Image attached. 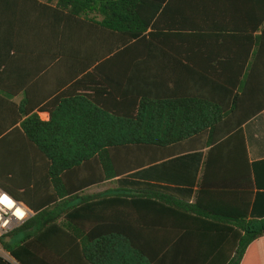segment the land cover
Listing matches in <instances>:
<instances>
[{
	"label": "trees",
	"instance_id": "1",
	"mask_svg": "<svg viewBox=\"0 0 264 264\" xmlns=\"http://www.w3.org/2000/svg\"><path fill=\"white\" fill-rule=\"evenodd\" d=\"M149 2L0 0L3 77L10 66L32 68L35 82L38 73L64 74L43 92L0 82V187L34 213L0 238L17 264H241L264 236V219L249 220L242 129L264 107L232 93L219 106L201 93L139 91L138 53L154 45L145 35L153 13L138 8ZM114 179L115 188L86 193ZM161 183L188 186V196L196 186L194 203ZM165 213H175L171 224L158 217ZM155 228L179 233L175 243L157 246Z\"/></svg>",
	"mask_w": 264,
	"mask_h": 264
},
{
	"label": "crops",
	"instance_id": "2",
	"mask_svg": "<svg viewBox=\"0 0 264 264\" xmlns=\"http://www.w3.org/2000/svg\"><path fill=\"white\" fill-rule=\"evenodd\" d=\"M157 2L140 4L138 8L148 17L153 13L145 35L152 34V37H146L154 45L152 52L138 53L139 91L158 93L156 95L160 97L172 93L190 97L201 93L202 98L219 106H227L232 93L233 96H244L245 107H264V0H165L159 6ZM32 44L31 41V52ZM6 60L11 64L8 56ZM3 70L1 68L0 82L5 91L43 92L50 83L64 77L62 71L55 69L38 73L40 78L35 82L32 68L18 71L10 66L4 77ZM18 76H23L24 80ZM23 98L24 94H19L13 100L19 103ZM36 113L41 121H49L48 112ZM242 129L253 181L249 220L261 222L264 219V108L247 120ZM207 150L200 151L205 153ZM186 152H176L154 161L153 165ZM103 184L110 186L107 190L113 189L116 179L91 186L86 193H99L97 189ZM159 187L189 204L194 203L196 186L191 187V196L183 190L188 186L161 183ZM165 214L167 217H158L168 218L171 224L175 213ZM153 234L154 243L160 246L167 238L170 245L174 244L173 238L179 233L155 228ZM207 234L220 233L210 230ZM241 264H264V236L249 246L248 256Z\"/></svg>",
	"mask_w": 264,
	"mask_h": 264
},
{
	"label": "built area",
	"instance_id": "3",
	"mask_svg": "<svg viewBox=\"0 0 264 264\" xmlns=\"http://www.w3.org/2000/svg\"><path fill=\"white\" fill-rule=\"evenodd\" d=\"M0 197H7L11 203H0V238L21 227L33 215L31 211L23 202L15 200L8 192L0 187Z\"/></svg>",
	"mask_w": 264,
	"mask_h": 264
},
{
	"label": "rangeland",
	"instance_id": "4",
	"mask_svg": "<svg viewBox=\"0 0 264 264\" xmlns=\"http://www.w3.org/2000/svg\"><path fill=\"white\" fill-rule=\"evenodd\" d=\"M108 188H110V186L108 184H103L101 186L98 187L97 192H101V191H105ZM0 257L3 258L5 261L9 262L10 264H17L8 253H6L4 251V249L0 246Z\"/></svg>",
	"mask_w": 264,
	"mask_h": 264
},
{
	"label": "clouds",
	"instance_id": "5",
	"mask_svg": "<svg viewBox=\"0 0 264 264\" xmlns=\"http://www.w3.org/2000/svg\"><path fill=\"white\" fill-rule=\"evenodd\" d=\"M0 203L8 204L11 207V203L8 201L7 197H0Z\"/></svg>",
	"mask_w": 264,
	"mask_h": 264
}]
</instances>
